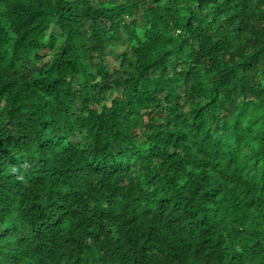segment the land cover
<instances>
[{"label": "clouds", "instance_id": "9594fccd", "mask_svg": "<svg viewBox=\"0 0 264 264\" xmlns=\"http://www.w3.org/2000/svg\"><path fill=\"white\" fill-rule=\"evenodd\" d=\"M0 264H264V0H0Z\"/></svg>", "mask_w": 264, "mask_h": 264}]
</instances>
